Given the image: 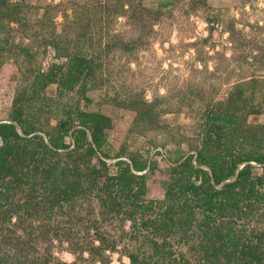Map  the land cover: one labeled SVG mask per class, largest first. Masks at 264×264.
Here are the masks:
<instances>
[{
	"label": "rangeland",
	"instance_id": "rangeland-1",
	"mask_svg": "<svg viewBox=\"0 0 264 264\" xmlns=\"http://www.w3.org/2000/svg\"><path fill=\"white\" fill-rule=\"evenodd\" d=\"M2 8L12 15L19 10L25 22L23 28L11 23L13 47L5 46L8 20H0V121L10 120L17 91L31 92L36 71L67 61L58 55L59 44L90 58L94 71L71 91L48 84L40 96L43 109H37L39 99L31 110L45 128L57 125L64 108L108 116L112 128L103 148L110 157H101L154 161L145 199L163 200L170 172L187 177L185 160L195 162L192 154L204 149L216 153L219 144L225 152L231 137L243 143V152L264 151V0H0ZM213 116L231 121L218 128L212 123L221 122ZM92 161L100 164L96 157ZM106 162L109 176L120 172L116 162ZM95 192L97 188L89 202L95 211L84 202L55 220L71 228L73 242L85 248L100 245L92 234L87 240L86 228L96 220L115 248H103L95 260L88 250H75L70 239L52 237L49 245H39L37 254L49 247L52 258L65 264H132L129 253L141 239L126 219L130 207L103 221ZM246 210L235 227H245L253 239L264 236V200ZM172 242L178 251L188 250L180 234H173ZM204 253L188 251V256L194 264H204Z\"/></svg>",
	"mask_w": 264,
	"mask_h": 264
},
{
	"label": "trees",
	"instance_id": "trees-1",
	"mask_svg": "<svg viewBox=\"0 0 264 264\" xmlns=\"http://www.w3.org/2000/svg\"><path fill=\"white\" fill-rule=\"evenodd\" d=\"M12 14L8 8L0 10V20H8L5 31L0 23V31L5 32V46L16 47L8 36L13 32L11 23L23 28L25 21L19 10ZM2 42L0 39V48H4ZM55 48L67 61L36 71L31 92L17 91L10 121L0 123V264H52V260L65 264L52 258L49 247L37 254L39 245H49L52 237L70 239L75 250H88L95 260L103 248H115L116 242L104 236L96 220L86 228L87 240L92 234L100 245L93 242L87 248L74 243L71 228L55 220V215H65L76 206L79 209L84 202L95 211L90 197L96 188L103 221L114 218L126 205L130 207L125 212L126 219L133 221L136 238L141 239L140 245L129 253L132 264H194L188 251L201 250L209 264H264L262 233L253 239L246 235L245 227H235L237 220L246 218V208L252 210L255 203L264 200V151L243 152V143L231 137L225 152L219 144L216 153L204 149L197 151L196 156L192 154L195 162L185 160L182 166L189 172L187 177L170 172L172 182L163 200L145 199L146 176L154 171V161L131 156V162L120 159L115 163L120 167L117 175L109 176L106 171L108 163L101 155L110 157L103 148L112 128L108 116L64 108L57 125L45 128L39 115L31 110L32 102L39 99L37 109H43L45 98L40 96L48 84L57 83L61 92L71 91L94 71L90 58L74 55L68 46L56 44ZM75 114L79 122L75 121ZM213 118L220 120L221 123H212L218 128L231 121L222 116ZM95 157L99 165L93 163ZM172 168L175 172L176 167ZM102 175L107 177L99 185ZM180 198L182 202H178ZM180 208L185 209L184 215ZM193 226L199 235H195ZM173 234H180L189 246L187 251L175 249ZM197 237L201 238L200 243L196 242Z\"/></svg>",
	"mask_w": 264,
	"mask_h": 264
},
{
	"label": "water",
	"instance_id": "water-1",
	"mask_svg": "<svg viewBox=\"0 0 264 264\" xmlns=\"http://www.w3.org/2000/svg\"><path fill=\"white\" fill-rule=\"evenodd\" d=\"M6 121H10V120L0 121V123H1V122H6ZM20 132H22V131L20 130ZM88 135H89L90 140L93 142L92 134H91L90 131H88ZM46 140H47V142L49 143V140H48V139H46ZM195 156H196V152H195ZM104 159H105V158H104ZM118 159H122V158H117V159H112V160L105 159V160H108V161H110V162H116ZM123 159H124V158H123ZM129 161H130V160H129ZM130 162H131V161H130ZM252 163H253V162H252ZM253 164H255V163H253ZM198 166H199V165H198ZM206 167H207V169H209L208 166H206ZM241 167H242V166H241ZM241 167H240V168H241ZM240 168H238L237 173L239 172ZM236 177H237V176H235L233 179L223 181L221 185H223V184L226 183V182H229V181L234 180ZM221 185H220V186H221Z\"/></svg>",
	"mask_w": 264,
	"mask_h": 264
}]
</instances>
